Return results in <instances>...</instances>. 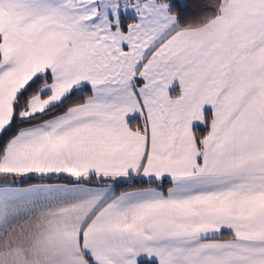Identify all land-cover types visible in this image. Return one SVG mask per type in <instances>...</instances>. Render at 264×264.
Returning a JSON list of instances; mask_svg holds the SVG:
<instances>
[{
    "label": "snow or ice",
    "instance_id": "1",
    "mask_svg": "<svg viewBox=\"0 0 264 264\" xmlns=\"http://www.w3.org/2000/svg\"><path fill=\"white\" fill-rule=\"evenodd\" d=\"M0 264H264V0H0Z\"/></svg>",
    "mask_w": 264,
    "mask_h": 264
}]
</instances>
